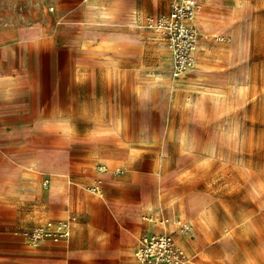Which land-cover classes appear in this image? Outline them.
<instances>
[{
	"label": "crops",
	"instance_id": "1",
	"mask_svg": "<svg viewBox=\"0 0 264 264\" xmlns=\"http://www.w3.org/2000/svg\"><path fill=\"white\" fill-rule=\"evenodd\" d=\"M105 1L110 15H94L89 5L99 10ZM213 2L196 18L208 32L202 44L217 33L203 16ZM161 3L0 0V264H138L140 238L161 232L173 235L189 264H255L247 249L227 246L228 229L221 232L235 225L230 203L217 197L241 193L233 185L240 169L215 151L214 137L206 162L192 149L200 131L214 136V123H167L185 75L172 81L161 64L167 49L136 26L137 16L160 15ZM92 17L109 18L111 27L96 28L94 45L72 46L70 35L90 32ZM54 35L66 37L57 56L40 45ZM125 35L131 40L119 47ZM229 51L215 42L207 60L199 61L198 49L196 61L206 68ZM69 217V239L29 245L30 233Z\"/></svg>",
	"mask_w": 264,
	"mask_h": 264
},
{
	"label": "rangeland",
	"instance_id": "2",
	"mask_svg": "<svg viewBox=\"0 0 264 264\" xmlns=\"http://www.w3.org/2000/svg\"><path fill=\"white\" fill-rule=\"evenodd\" d=\"M163 1L165 3L156 5L160 15L168 12L171 2ZM254 1L214 0L205 8V22L208 21L217 33L211 38L208 36V41L205 40L200 46L198 44L201 51L198 53L199 61H206L208 49L215 42L230 45L228 58L225 62H208L205 64L206 68L196 61L194 70L183 77L180 88L171 99L172 106L169 109L173 110L168 114L167 123L179 124L185 119L190 124L207 121L209 124L214 123V136L210 131H200L196 146L192 149L202 157L201 161L206 162L207 156L212 155L206 148L207 139L209 137V141H212L214 137L215 151L230 157L232 162L235 161L230 165L231 168L240 169L238 179L235 177L237 182L233 185L236 189L241 188V193L237 190L236 194L217 197L222 198L221 203H230V218L235 225L221 229L222 235L228 233V229L230 239L227 246L241 252L247 249L254 256L255 264H264V0H261V5ZM105 2L100 4L99 10L91 2L92 5L89 6L94 15L98 11L110 15V4ZM207 2L208 0L200 1L201 10ZM164 6L167 9L165 12ZM97 19L94 18L92 29L87 34L81 37L74 33L70 35L72 46L77 45L80 40H88L94 45L95 39H100V32H96V28L111 27L109 18ZM119 22L122 30L128 29V20ZM205 29L199 30L200 39L208 34ZM130 38L128 35L121 36L118 40L119 47L124 45V39L129 42ZM219 38L223 41H219ZM64 39L66 41V37L54 35L41 41L40 45H48L50 53L57 56L59 45ZM90 53L95 58L94 53ZM44 54L48 56V53ZM78 56L77 50L72 53V58ZM161 64L169 69L167 58H161ZM188 84L191 85L187 86ZM193 96L196 101L192 100ZM41 121L40 116L39 123ZM254 178L259 180L260 190L254 189Z\"/></svg>",
	"mask_w": 264,
	"mask_h": 264
},
{
	"label": "built area",
	"instance_id": "3",
	"mask_svg": "<svg viewBox=\"0 0 264 264\" xmlns=\"http://www.w3.org/2000/svg\"><path fill=\"white\" fill-rule=\"evenodd\" d=\"M200 12L201 5L196 0H171L166 14L136 17V26L153 33L158 43L167 49L168 75L172 81L179 80L195 67L194 53L201 37L196 18ZM91 190L98 192L96 188ZM148 220L153 221L151 218ZM74 221L75 218L69 217L40 227L29 234V245L37 246L47 236L55 240L69 239ZM180 230L186 234L190 226L180 225ZM134 256L138 264L190 263L183 251L176 247L173 235L167 232L145 233L139 240Z\"/></svg>",
	"mask_w": 264,
	"mask_h": 264
},
{
	"label": "bare ground",
	"instance_id": "4",
	"mask_svg": "<svg viewBox=\"0 0 264 264\" xmlns=\"http://www.w3.org/2000/svg\"><path fill=\"white\" fill-rule=\"evenodd\" d=\"M200 3V2H199ZM199 44V46H200V44H201V42L200 43H198ZM198 45H197V47H196V49H195V53H194V55H195V58H196V53H197V51H198V47H199ZM205 46V45H204ZM210 49H211V47H210ZM214 49V48H213ZM217 49H219V48H217ZM226 51V50H225ZM205 60V59H204ZM207 60V59H206ZM199 76V75H198ZM248 80V79H247ZM176 82V81H175ZM183 83H185V82H183ZM255 111V110H254ZM210 209V208H209ZM201 217V216H200ZM203 218V217H202ZM203 220V219H202ZM205 221V220H204Z\"/></svg>",
	"mask_w": 264,
	"mask_h": 264
}]
</instances>
